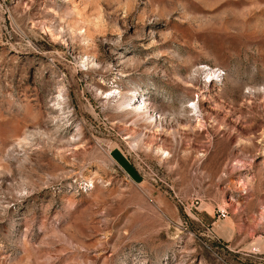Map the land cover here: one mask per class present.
I'll return each mask as SVG.
<instances>
[{
    "label": "rangeland",
    "instance_id": "374dc122",
    "mask_svg": "<svg viewBox=\"0 0 264 264\" xmlns=\"http://www.w3.org/2000/svg\"><path fill=\"white\" fill-rule=\"evenodd\" d=\"M0 264H264V0H0Z\"/></svg>",
    "mask_w": 264,
    "mask_h": 264
},
{
    "label": "built area",
    "instance_id": "2783aa9c",
    "mask_svg": "<svg viewBox=\"0 0 264 264\" xmlns=\"http://www.w3.org/2000/svg\"><path fill=\"white\" fill-rule=\"evenodd\" d=\"M218 217L221 218V219L226 218V217H227V212H226V210H224V209L219 210V211H218Z\"/></svg>",
    "mask_w": 264,
    "mask_h": 264
},
{
    "label": "bare ground",
    "instance_id": "6f19581e",
    "mask_svg": "<svg viewBox=\"0 0 264 264\" xmlns=\"http://www.w3.org/2000/svg\"><path fill=\"white\" fill-rule=\"evenodd\" d=\"M141 106V107H140ZM145 107V106H144ZM140 109H142V105H138V106H134V111H136V112H138ZM131 110H133V107H132V109ZM80 131V130H79Z\"/></svg>",
    "mask_w": 264,
    "mask_h": 264
}]
</instances>
